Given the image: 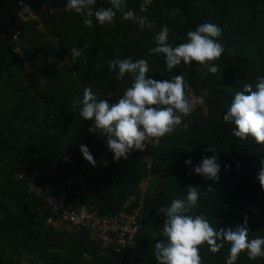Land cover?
I'll list each match as a JSON object with an SVG mask.
<instances>
[{"label": "trees", "instance_id": "trees-1", "mask_svg": "<svg viewBox=\"0 0 264 264\" xmlns=\"http://www.w3.org/2000/svg\"><path fill=\"white\" fill-rule=\"evenodd\" d=\"M20 1L37 17L20 24L21 34L14 39ZM46 2L0 0V264H156L153 245L162 238L163 225L156 209L182 199L188 185L205 193L191 214L204 215L218 228H233L247 216L249 238L264 237V189L256 179L264 146L240 141L222 120L232 94L264 76V0H151L143 12V0H125L112 23L100 25L92 18L91 27L80 15L64 11L65 0L49 8ZM100 7H110L108 0H97L94 8ZM129 9L147 17L152 27L122 19ZM204 22L221 30L217 39L223 52L211 62L215 74L195 62L169 71L162 54H149L161 26L175 46ZM72 48L80 55L71 57ZM125 58L145 59L156 80L182 74L186 94L203 95L204 103L182 118L187 128L155 142L150 138L142 150L113 161L104 138L89 134L91 121L76 113L77 102L87 86L99 98L111 93L114 103L131 78L116 79L108 64ZM81 144L94 166L82 158ZM209 145L221 169L216 182L191 171L202 156L212 155L204 151ZM189 158L191 164L185 165ZM146 181L140 231L120 251L93 242L87 223L75 227L63 221L52 202L74 211L86 208L101 221L115 219L140 206ZM228 247L225 243L211 253L201 245V264H225ZM234 264H264V258L250 260L241 252Z\"/></svg>", "mask_w": 264, "mask_h": 264}, {"label": "clouds", "instance_id": "clouds-1", "mask_svg": "<svg viewBox=\"0 0 264 264\" xmlns=\"http://www.w3.org/2000/svg\"><path fill=\"white\" fill-rule=\"evenodd\" d=\"M150 2L151 0H143L139 6L140 11H145ZM108 3L110 7L94 8L97 0H65L63 9L80 15L83 25L91 27L92 18L100 25L112 23L116 11L125 6V0H108ZM122 19H134L139 27H152L147 17L134 16L130 9L123 12ZM220 35L221 30L216 24L204 22L186 32L185 42L172 46L168 43V28L161 26L154 36L155 46L149 49V54H162L165 69L169 71L181 63L188 65L195 62L207 69V73L215 74L217 66L211 62L223 52V46L217 39ZM70 55L75 58L80 55V51L72 48ZM108 66L109 69L116 70V79L127 74L131 78L130 86L116 97L114 103H110L108 99L111 93L99 98L97 93L86 86L77 102L76 113L83 120L91 121L89 134L98 133L104 138L113 161L127 159L130 153L142 150L148 138L155 142L165 135H171L178 128H187L188 125L182 122V118L187 117L195 105L204 103L203 95L190 98L186 94L187 85L182 74L170 79H153L149 75L148 62L143 58L116 59L109 61ZM222 120L232 125L231 134L240 141L251 139L256 145L264 146V76L257 77L254 85L244 83L240 90L232 94ZM79 151L89 165H95L86 145L81 144ZM204 151L211 152L212 155L202 156L199 164L193 166L191 171L216 182L221 170L216 150L209 145ZM183 163L190 165L191 159H186ZM227 168L228 165H225L224 170ZM256 179L264 189V158L260 160ZM148 185V181L142 185L144 196L141 197L140 206L127 213L130 219L124 228L131 227L138 230L137 233L140 231L141 207ZM185 190L186 194L182 199H172L168 205L156 209L157 214L163 217L160 232L162 238L157 239L153 245L156 264H201L198 254L201 245H207L209 252L216 253L225 243L229 245L225 264H234L241 252L250 260L264 258V237L249 238L247 216L233 228H218L216 224L212 226L204 215L191 214V210L198 207L200 195L205 193L192 185H188ZM137 209H140V213L134 215ZM108 220L98 221L103 223ZM94 230L98 228L94 226L93 230H87L93 242L110 249L114 247L116 251L127 247L137 236L136 233L132 242L120 246L115 240L114 232L104 239L94 237Z\"/></svg>", "mask_w": 264, "mask_h": 264}, {"label": "built area", "instance_id": "built-area-1", "mask_svg": "<svg viewBox=\"0 0 264 264\" xmlns=\"http://www.w3.org/2000/svg\"><path fill=\"white\" fill-rule=\"evenodd\" d=\"M64 1V0H61ZM28 6L25 4L24 1H20L18 6V14L16 19V26H14L12 32L14 33V39H17L20 34L21 30L19 29V25L23 22H26L27 20H33L35 17H37L36 13L34 14V17L24 16L23 13L26 12ZM23 17V19H22ZM150 139V138H149ZM54 203L56 209L60 210L62 212V219L63 221L70 222L73 226L79 227L82 224L87 223V225H90L91 228L94 226L91 224V222L94 223V221H98L99 218L97 215H94L92 212L88 211L86 208H81L80 210H72L71 208L66 209L63 202L56 201L55 199L52 200ZM140 209H137L134 211V215H139ZM130 219V217L128 216ZM88 220V221H87ZM112 222L114 219H109ZM124 224H121L120 230H94L93 235L94 237L98 238H104L106 239L109 237V234L114 232L116 235V242L120 246H125L127 243L132 242L134 240V236L137 233L138 230H135L131 227L124 228Z\"/></svg>", "mask_w": 264, "mask_h": 264}, {"label": "rangeland", "instance_id": "rangeland-1", "mask_svg": "<svg viewBox=\"0 0 264 264\" xmlns=\"http://www.w3.org/2000/svg\"><path fill=\"white\" fill-rule=\"evenodd\" d=\"M54 1H57V0H47V2L45 3V8H49ZM34 12H35L34 9L27 8L26 12H24L23 15L29 16V17H34V14H35ZM17 14H18V12H17ZM22 19H23V17H22ZM30 21H32V20L29 19L26 22H23L22 24L30 22ZM13 28L14 27H12V30H13ZM18 52L23 53L21 48H18ZM151 142L152 141L149 138L146 139V141H145L146 144H151ZM128 223H129V218H128L127 213H121L118 217H115L113 222L111 220L105 221L103 223L99 222V221H94V223L91 222V224L93 226H96L98 228V230H110V229L120 230L121 224L127 225Z\"/></svg>", "mask_w": 264, "mask_h": 264}, {"label": "crops", "instance_id": "crops-1", "mask_svg": "<svg viewBox=\"0 0 264 264\" xmlns=\"http://www.w3.org/2000/svg\"><path fill=\"white\" fill-rule=\"evenodd\" d=\"M133 202V198H131V202L129 203V205L131 204ZM127 210V209H126ZM125 210H123V211H121L120 212V214L122 213V212H124ZM98 217V216H97ZM110 219V218H109ZM99 220H101V219H99ZM58 224V223H57ZM61 224V223H60ZM56 227H59V224L58 225H56Z\"/></svg>", "mask_w": 264, "mask_h": 264}]
</instances>
